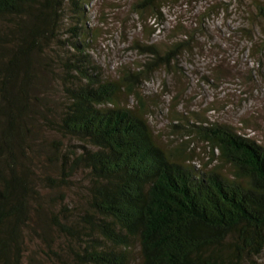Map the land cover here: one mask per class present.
Segmentation results:
<instances>
[{
    "label": "trees",
    "instance_id": "1",
    "mask_svg": "<svg viewBox=\"0 0 264 264\" xmlns=\"http://www.w3.org/2000/svg\"><path fill=\"white\" fill-rule=\"evenodd\" d=\"M164 1L130 10L161 24ZM252 1L262 52L264 0ZM88 2L0 0V264L30 261L29 242L49 264H259L264 145L198 118L175 123L186 138L170 146L148 120L143 80L176 69L197 30L136 42L147 59L107 78Z\"/></svg>",
    "mask_w": 264,
    "mask_h": 264
},
{
    "label": "rangeland",
    "instance_id": "2",
    "mask_svg": "<svg viewBox=\"0 0 264 264\" xmlns=\"http://www.w3.org/2000/svg\"><path fill=\"white\" fill-rule=\"evenodd\" d=\"M131 1L89 0L86 7L85 25L96 31L92 60L107 78H115L119 69H136L147 59L136 42L160 44L168 41V34L197 30L192 52L180 56L176 69L159 70L141 84L156 136L175 145L186 138L172 132L175 123L205 118L231 125L264 145V51L247 34L252 31L258 37L250 18L253 1L165 0L161 24L149 16L138 23ZM195 147L197 158L205 161L206 149L202 144ZM193 163L200 165L198 159ZM28 247L30 261L25 264H49L33 262L30 253L37 246L29 242ZM257 260L264 264V251Z\"/></svg>",
    "mask_w": 264,
    "mask_h": 264
}]
</instances>
